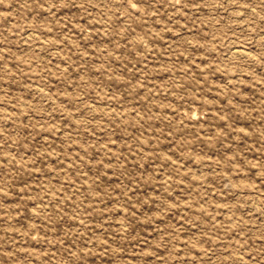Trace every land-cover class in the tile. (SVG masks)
I'll return each mask as SVG.
<instances>
[{
    "label": "rangeland",
    "instance_id": "1",
    "mask_svg": "<svg viewBox=\"0 0 264 264\" xmlns=\"http://www.w3.org/2000/svg\"><path fill=\"white\" fill-rule=\"evenodd\" d=\"M0 264H264V0H0Z\"/></svg>",
    "mask_w": 264,
    "mask_h": 264
},
{
    "label": "bare ground",
    "instance_id": "2",
    "mask_svg": "<svg viewBox=\"0 0 264 264\" xmlns=\"http://www.w3.org/2000/svg\"><path fill=\"white\" fill-rule=\"evenodd\" d=\"M234 51H236V50H234ZM233 52V51H232ZM238 52V51H237ZM239 52H242V50H240ZM234 53V52H233ZM236 53V52H235ZM243 53V52H242ZM238 53H236L235 55H237ZM248 54V53H247ZM241 55V54H240ZM243 55H244V53H243Z\"/></svg>",
    "mask_w": 264,
    "mask_h": 264
}]
</instances>
